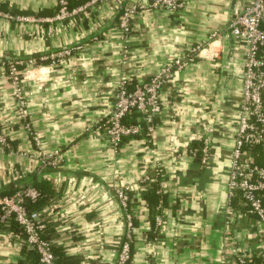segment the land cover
I'll list each match as a JSON object with an SVG mask.
<instances>
[{
    "label": "crops",
    "instance_id": "crops-1",
    "mask_svg": "<svg viewBox=\"0 0 264 264\" xmlns=\"http://www.w3.org/2000/svg\"><path fill=\"white\" fill-rule=\"evenodd\" d=\"M247 1L180 0L168 11L150 0H89L57 20V0H0V133L10 142L0 146V193L33 176L46 183L39 218L50 229L56 264H116L125 242L128 264H233L241 252L248 264H264V223L242 202L229 204L226 193L247 50L229 25ZM127 8L133 12L124 34ZM193 49L195 59L160 91L152 132L113 151L102 122L118 85L146 82ZM35 58L46 63L20 70L13 84L6 62ZM202 137L209 139L206 164L186 153ZM37 145L56 152L59 164L41 169ZM256 152L264 162V150ZM154 174L159 229L147 217L148 184H140ZM125 186L123 207L113 190ZM25 250L20 232L0 222V264H18Z\"/></svg>",
    "mask_w": 264,
    "mask_h": 264
},
{
    "label": "built area",
    "instance_id": "built-area-1",
    "mask_svg": "<svg viewBox=\"0 0 264 264\" xmlns=\"http://www.w3.org/2000/svg\"><path fill=\"white\" fill-rule=\"evenodd\" d=\"M154 8L175 11L180 6V0H150ZM68 0H57L55 18L62 20L80 9L67 10ZM133 10L125 9L120 18V27L124 34L129 29V19ZM264 0H248L240 11H234L229 33L231 37L247 46L243 72L240 77V97L236 110V134L230 152L227 170L226 193L229 204L237 200L242 202L247 211L264 223V167L257 162L256 149L264 150ZM68 54L64 51L60 56ZM197 55V49L191 50L189 55L177 56L170 60L169 65L162 67L148 81L128 88L129 83L121 82L114 94L109 112L105 115L102 126L106 140L113 151H116L123 138L135 137L142 133L137 124L127 125L123 119L135 111L142 115L145 131L153 130V117L160 112V91L173 74V71L184 69ZM43 59V58H42ZM41 59V60H42ZM47 59V58H45ZM25 64L29 69L37 67L34 59L8 60L5 64L7 77L15 85L19 82L20 70L18 66ZM16 97L22 99L20 90L16 86ZM199 160L206 164L209 161V139L202 137ZM7 138L0 133V146H6ZM36 154L41 169L56 167L61 161L56 152L45 153L37 145ZM186 153L196 158V150L186 149ZM156 177L146 175L141 179V186H145ZM130 188H114V193L123 207L127 205V191ZM39 192L25 185L19 190L0 196V222L11 219L21 228L20 234L29 250H34L41 264H56L55 256L49 243L41 236L44 227L39 218V212L28 211L25 200L35 201ZM157 229L162 226L161 216L154 218ZM127 227L132 229L130 216H127ZM260 256L264 257L262 246ZM244 252L235 255L233 264H247ZM130 259L129 242L123 243L116 264H128Z\"/></svg>",
    "mask_w": 264,
    "mask_h": 264
},
{
    "label": "trees",
    "instance_id": "trees-1",
    "mask_svg": "<svg viewBox=\"0 0 264 264\" xmlns=\"http://www.w3.org/2000/svg\"><path fill=\"white\" fill-rule=\"evenodd\" d=\"M87 1L89 0H68V5H67V10L71 11L74 7H77L79 5H83L85 4ZM0 8L2 9L3 7ZM58 8L56 9V13H57ZM12 14H23L22 12H17V11H11ZM264 27V25H263ZM36 62V65H42L44 63H46L43 60H39L38 58L34 59ZM27 65L22 64L20 66H18L19 70H22L24 68H26ZM7 71V70H6ZM130 86V85H129ZM128 86V88L130 89V87ZM123 123L127 124V125H132V124H137L141 127L142 129V133L145 132V122L142 120V115L136 113L135 111L131 112L129 115H127L124 119H123ZM129 138V137H127ZM126 138H123V140ZM8 144H10V142L7 141ZM12 144V143H11ZM202 146V143L200 141H193L190 143V145L188 146V149L190 150H196V159H199V153H200V148ZM260 166L264 167V162H259L258 163ZM31 183L28 184L30 187H33L34 189H36L39 192L38 198L35 201H30V200H25V206L26 209L28 211H35V212H40L41 209H43V205L47 204V185H45L46 183L43 184L42 180H37V178L35 176L32 177L31 179ZM159 179H157V177H155L150 184H148V187L146 189L147 193L145 195V201H146V205H147V213H148V221L150 223L151 226L154 225V218L157 216H161V208H162V202L160 200H162V197L159 195V192H157L159 190ZM0 196H2V194L0 193ZM240 202V201H239ZM41 214V213H40ZM41 216V215H39ZM7 227L11 228V230L15 233H19L21 232V228L18 226V224L16 222H14L11 219H8L4 222ZM42 224L44 225L42 231H41V236L43 237V239H45L49 245H50V249L51 251L55 252V245L53 240L51 239V235L49 234L50 229H48V227L46 226V224L44 222H42ZM22 238L23 235L21 234ZM23 255L25 256L24 260H20L18 262V264H41L39 262L38 259V255L36 254V252L34 250H25L23 252ZM55 256V254H54ZM28 261H27V259ZM55 263H56V258H55ZM248 264V263H247ZM252 264H259V262H254Z\"/></svg>",
    "mask_w": 264,
    "mask_h": 264
}]
</instances>
